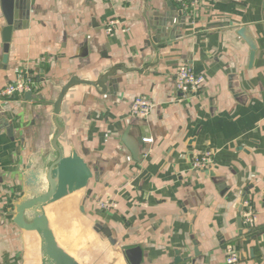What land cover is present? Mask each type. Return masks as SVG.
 I'll use <instances>...</instances> for the list:
<instances>
[{
	"label": "crops",
	"instance_id": "crops-1",
	"mask_svg": "<svg viewBox=\"0 0 264 264\" xmlns=\"http://www.w3.org/2000/svg\"><path fill=\"white\" fill-rule=\"evenodd\" d=\"M23 1L4 65L0 0V91L24 79L37 86L30 101L0 98V264H39L37 236L14 226L11 212L52 88L107 69L105 61L140 72L119 74L102 96L89 89L74 99L71 142L100 173L74 194L81 219L120 264L135 247L141 264H225L228 247L238 264H264V0H208L191 17L173 0H146V8L143 0ZM110 20L119 30L107 35ZM241 29L256 47L251 66ZM153 40L166 44L158 57ZM181 65L204 78L196 97L175 90ZM138 97L153 103L145 120L129 115ZM138 137L151 143L143 141L134 159L123 140L137 146ZM195 151L212 154L208 172L192 170ZM100 201L115 207L102 211ZM246 202L256 214L252 226L242 220ZM51 206L60 245L87 264L61 244Z\"/></svg>",
	"mask_w": 264,
	"mask_h": 264
},
{
	"label": "water",
	"instance_id": "water-1",
	"mask_svg": "<svg viewBox=\"0 0 264 264\" xmlns=\"http://www.w3.org/2000/svg\"><path fill=\"white\" fill-rule=\"evenodd\" d=\"M17 1L1 0L5 21V26L1 31L4 65L7 62ZM143 5L147 7L146 0H143ZM238 35L250 48L249 66H251L256 47L246 36L245 29H241ZM152 43L154 46L150 44L151 52L158 57L159 49L165 48L166 44L157 45V41L154 40ZM104 63L109 67L99 73L95 69L85 73L79 72L68 76L52 88L51 104L45 108L40 117L34 149L27 159L22 174L23 193L13 204L11 212V223L14 226L23 232L37 236L39 264H81L60 245L46 209L69 196L87 190L93 182H99L100 173L95 172L89 166L71 142L69 130L72 125V112L77 101L74 99L89 89H93L96 96H102L106 93V84L115 83L114 80L119 74H126L130 71L140 72V70L124 68L126 65L123 62H112L110 65L108 61ZM31 97L30 92L24 94L26 101H30ZM136 142L137 146L123 140L133 158L141 159L139 148L144 143L141 137H138ZM207 174L214 175L213 172ZM238 226L241 228L240 220ZM95 231L97 232L98 229ZM194 252L196 254V251ZM124 255L128 264H141L142 262V251L138 247L125 250ZM179 262L180 259H176L175 263Z\"/></svg>",
	"mask_w": 264,
	"mask_h": 264
},
{
	"label": "built area",
	"instance_id": "built-area-1",
	"mask_svg": "<svg viewBox=\"0 0 264 264\" xmlns=\"http://www.w3.org/2000/svg\"><path fill=\"white\" fill-rule=\"evenodd\" d=\"M107 3H118L121 0H96ZM179 7L180 11L189 17L198 14L202 4L208 0H173ZM118 29V22L110 20L105 25V32L111 35ZM122 31V30H120ZM204 83V78L200 73H197L191 66L181 65L178 67L174 76V86L176 92L183 98L196 97L201 91ZM37 90V86L32 80L24 79L17 80L13 84H9L0 91V98L5 97H20L25 93H32ZM153 108V103L144 97L136 98L130 107L129 115L133 119L145 120ZM145 143H151L150 139H143ZM212 154L205 151H195L192 153L191 166L192 170L199 173H206L211 168ZM246 210L243 212L242 220L245 225L252 226L256 219L255 211L250 207L249 203H245ZM98 206L102 211H109L115 207L112 202H98ZM227 258L225 264H238L239 257L237 252L232 248L226 249Z\"/></svg>",
	"mask_w": 264,
	"mask_h": 264
},
{
	"label": "rangeland",
	"instance_id": "rangeland-1",
	"mask_svg": "<svg viewBox=\"0 0 264 264\" xmlns=\"http://www.w3.org/2000/svg\"><path fill=\"white\" fill-rule=\"evenodd\" d=\"M78 195L68 197L48 209L61 244L70 248L75 257L78 255L87 260V264H120L108 243L101 242L90 225L81 219Z\"/></svg>",
	"mask_w": 264,
	"mask_h": 264
}]
</instances>
